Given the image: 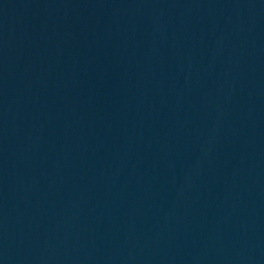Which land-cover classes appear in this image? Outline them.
I'll return each mask as SVG.
<instances>
[{
    "label": "water",
    "instance_id": "1",
    "mask_svg": "<svg viewBox=\"0 0 264 264\" xmlns=\"http://www.w3.org/2000/svg\"><path fill=\"white\" fill-rule=\"evenodd\" d=\"M0 264H188L24 0H0Z\"/></svg>",
    "mask_w": 264,
    "mask_h": 264
}]
</instances>
